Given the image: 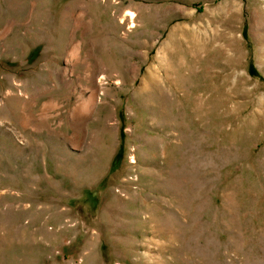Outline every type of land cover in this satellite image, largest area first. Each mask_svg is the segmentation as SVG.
<instances>
[{
  "label": "rangeland",
  "instance_id": "obj_1",
  "mask_svg": "<svg viewBox=\"0 0 264 264\" xmlns=\"http://www.w3.org/2000/svg\"><path fill=\"white\" fill-rule=\"evenodd\" d=\"M0 264H264V0H0Z\"/></svg>",
  "mask_w": 264,
  "mask_h": 264
}]
</instances>
